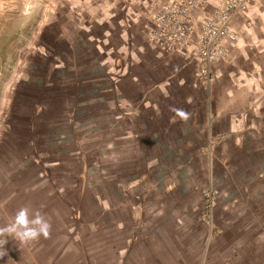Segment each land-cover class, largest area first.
Returning <instances> with one entry per match:
<instances>
[{"label": "crops", "instance_id": "crops-1", "mask_svg": "<svg viewBox=\"0 0 264 264\" xmlns=\"http://www.w3.org/2000/svg\"><path fill=\"white\" fill-rule=\"evenodd\" d=\"M159 1L61 0L23 55L0 130V227L28 207L52 229L23 250L9 238L0 264H264V0L234 20L211 85L195 46L149 44Z\"/></svg>", "mask_w": 264, "mask_h": 264}, {"label": "built area", "instance_id": "built-area-1", "mask_svg": "<svg viewBox=\"0 0 264 264\" xmlns=\"http://www.w3.org/2000/svg\"><path fill=\"white\" fill-rule=\"evenodd\" d=\"M252 0H163L146 25V37L165 54L184 53L195 46L198 75L207 85L217 77L214 64L228 54L226 43L237 41L233 22L246 14ZM212 158V155L210 156ZM220 192L211 182L203 191L202 218L211 224Z\"/></svg>", "mask_w": 264, "mask_h": 264}, {"label": "rangeland", "instance_id": "rangeland-1", "mask_svg": "<svg viewBox=\"0 0 264 264\" xmlns=\"http://www.w3.org/2000/svg\"><path fill=\"white\" fill-rule=\"evenodd\" d=\"M60 1L0 0V130L4 129L11 92L24 78L23 55L41 46L40 37L46 25L57 18ZM162 2L149 10L145 27Z\"/></svg>", "mask_w": 264, "mask_h": 264}, {"label": "clouds", "instance_id": "clouds-1", "mask_svg": "<svg viewBox=\"0 0 264 264\" xmlns=\"http://www.w3.org/2000/svg\"><path fill=\"white\" fill-rule=\"evenodd\" d=\"M185 119L187 114H184ZM51 223L40 213L30 212L28 207H20L10 223L0 227V258L7 255L5 245L9 238L16 241L23 250L38 242L41 237L48 239L51 236Z\"/></svg>", "mask_w": 264, "mask_h": 264}]
</instances>
